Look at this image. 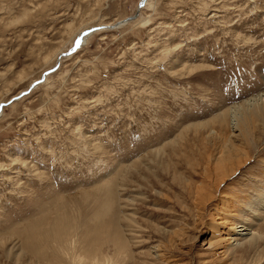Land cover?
<instances>
[{"label":"rangeland","instance_id":"374dc122","mask_svg":"<svg viewBox=\"0 0 264 264\" xmlns=\"http://www.w3.org/2000/svg\"><path fill=\"white\" fill-rule=\"evenodd\" d=\"M141 2L0 0V264H264V0Z\"/></svg>","mask_w":264,"mask_h":264},{"label":"bare ground","instance_id":"6f19581e","mask_svg":"<svg viewBox=\"0 0 264 264\" xmlns=\"http://www.w3.org/2000/svg\"><path fill=\"white\" fill-rule=\"evenodd\" d=\"M148 2H149V0H142V2L140 3V8L143 5L148 4ZM107 25L111 26L109 24H107ZM100 26H97L95 28H93V26H92V29H91V27H89L83 31H80L78 36H77V40H76L77 42H75L76 44H75L73 50L76 49L79 45H82L88 39V37L91 35L90 33L92 32V30L94 31L97 28H99ZM102 26H104V24ZM44 77L45 76H43V78ZM22 94H24V93H22ZM1 105L3 107L5 104L3 103ZM2 107H1V109H2ZM218 118H220V120H221V123H220L221 126L228 125L229 127L233 128L234 130L240 129L242 132H244V136H245V134H250V136H251V133H250L251 129H250V126H248V125L249 124L251 125L253 118L261 119L262 123L264 124V91H262L258 94L256 93L250 99H247L242 103H239L237 105L232 106L231 108H229L226 112H224ZM241 136H242V134H241ZM251 205H253V206L259 205V207H264V189L257 194V197L254 198V200L252 202H250L248 204V206H251ZM248 209H250V207ZM256 215H257V213H256ZM230 216H231V219H230L231 221H228V220L225 221V219H224V222H222V223L231 222L230 228L228 229V231H225L226 232V240H228L230 243L231 242L234 243L235 241L238 242L237 240L241 236L250 235V234H251V236L255 235V233L252 232V229L250 228V226H248V224H246V223L238 224L237 222H235L234 219L241 216V215H239L238 210H234L232 212V215H230ZM53 244H54L53 249H54V252L56 255L59 253V255L64 254L65 256H68V254H70V252L72 250L74 243L72 242L68 248L66 247L67 241L61 242V241L55 240ZM237 244L239 245V243H237ZM69 248H70V250H68ZM27 252L31 256L32 255H35V256L40 255V252L34 248L32 250H29V248H28ZM70 257L73 258L72 259L73 262H71L72 264H81V263H84V260H85V256L83 254H80V255L73 254L72 256L70 255ZM68 260H70V259H68ZM92 263L93 264H104L99 259L93 260Z\"/></svg>","mask_w":264,"mask_h":264},{"label":"water","instance_id":"95a60500","mask_svg":"<svg viewBox=\"0 0 264 264\" xmlns=\"http://www.w3.org/2000/svg\"><path fill=\"white\" fill-rule=\"evenodd\" d=\"M38 81H40V80H36L30 87H33ZM28 90H26V91H23L22 93H25V92H27Z\"/></svg>","mask_w":264,"mask_h":264}]
</instances>
